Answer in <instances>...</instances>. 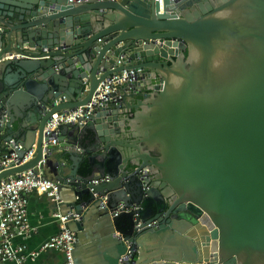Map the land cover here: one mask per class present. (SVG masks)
<instances>
[{
  "label": "water",
  "instance_id": "95a60500",
  "mask_svg": "<svg viewBox=\"0 0 264 264\" xmlns=\"http://www.w3.org/2000/svg\"><path fill=\"white\" fill-rule=\"evenodd\" d=\"M0 133L34 149L0 182L59 185L74 264H264V0H0Z\"/></svg>",
  "mask_w": 264,
  "mask_h": 264
},
{
  "label": "built area",
  "instance_id": "2783aa9c",
  "mask_svg": "<svg viewBox=\"0 0 264 264\" xmlns=\"http://www.w3.org/2000/svg\"><path fill=\"white\" fill-rule=\"evenodd\" d=\"M69 1L80 3L89 2L90 0ZM160 4L163 5V0H160ZM134 80L135 72L130 71L129 73L124 72L121 76H113L106 82L101 83L95 96L87 105L52 118L46 126V132L50 134L64 125L73 123L85 125L90 119L95 106H102L103 103L109 101L117 102L118 97L114 94L118 91V88L128 81ZM1 136L0 133V138ZM3 144V149L15 147L18 151L22 150V146L15 145L13 140L4 141ZM51 144L56 145L57 141L53 140ZM33 155L34 149L28 151L22 159L19 158L17 152L3 155L0 150V167L4 169L18 167L29 162ZM109 181L110 178L106 176L103 179L95 180L94 183L100 184ZM34 193L47 195L57 205L63 203L59 193V185L38 176L32 170L6 178L0 182V264H25L28 261H35L42 252L48 250H55L64 254L65 261L63 264H74L73 252L77 240L76 233L66 227L69 218L59 210L54 213L53 218L60 221L61 230L56 236L51 237L39 251H29L25 243H16L18 238L27 240L37 232V229L30 224L28 215V199ZM130 211L129 209L122 210L120 208L113 213V216L119 218L123 214L130 213ZM155 223L153 222L151 225Z\"/></svg>",
  "mask_w": 264,
  "mask_h": 264
},
{
  "label": "crops",
  "instance_id": "0c3cea01",
  "mask_svg": "<svg viewBox=\"0 0 264 264\" xmlns=\"http://www.w3.org/2000/svg\"><path fill=\"white\" fill-rule=\"evenodd\" d=\"M72 140L74 141V139L70 138V141ZM79 143L81 144V142ZM65 163L67 165V173H69L72 167V162L68 155L65 156ZM69 196L73 197V195ZM56 211L58 212L57 206L53 205L47 195L38 193L31 195L28 199V215L30 224L37 229V232L27 240L18 238L16 243H25L28 246L29 251H39L51 237L56 236L61 230L60 221L53 218ZM175 239L179 240L180 238L176 236ZM97 240L95 241L96 243L103 239L100 237ZM64 261V254L59 251L48 250L42 252L35 261H28L25 264H63Z\"/></svg>",
  "mask_w": 264,
  "mask_h": 264
},
{
  "label": "trees",
  "instance_id": "16d2710c",
  "mask_svg": "<svg viewBox=\"0 0 264 264\" xmlns=\"http://www.w3.org/2000/svg\"><path fill=\"white\" fill-rule=\"evenodd\" d=\"M186 55H187V52H186ZM79 173L81 174V175H84V176H86L87 174H88V164H87V162H84V163H82L81 164V167H80V170H79ZM119 225H120V227L122 226V225H128L129 224V221H128V217L126 216V215H121L119 218ZM129 226V225H128ZM123 231H126L127 230V226H126V228L125 229H122Z\"/></svg>",
  "mask_w": 264,
  "mask_h": 264
},
{
  "label": "bare ground",
  "instance_id": "6f19581e",
  "mask_svg": "<svg viewBox=\"0 0 264 264\" xmlns=\"http://www.w3.org/2000/svg\"><path fill=\"white\" fill-rule=\"evenodd\" d=\"M176 236H178V235H176ZM176 236H175V238H176ZM179 237V236H178Z\"/></svg>",
  "mask_w": 264,
  "mask_h": 264
}]
</instances>
